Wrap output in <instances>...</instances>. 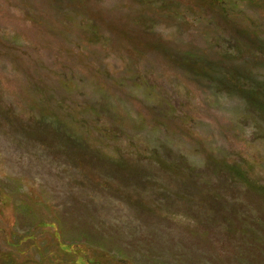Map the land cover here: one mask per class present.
I'll use <instances>...</instances> for the list:
<instances>
[{
  "label": "rangeland",
  "instance_id": "rangeland-1",
  "mask_svg": "<svg viewBox=\"0 0 264 264\" xmlns=\"http://www.w3.org/2000/svg\"><path fill=\"white\" fill-rule=\"evenodd\" d=\"M71 1L0 0L1 252L20 238L13 264H264V111L246 94L264 90V0H165L198 23ZM97 67L130 119L91 112ZM57 118L88 140L55 135Z\"/></svg>",
  "mask_w": 264,
  "mask_h": 264
},
{
  "label": "trees",
  "instance_id": "trees-1",
  "mask_svg": "<svg viewBox=\"0 0 264 264\" xmlns=\"http://www.w3.org/2000/svg\"><path fill=\"white\" fill-rule=\"evenodd\" d=\"M67 1H70V3L72 4L71 0H67ZM139 1H141V0H139ZM146 1H148L147 5L152 6V10L153 11H154V8H155L156 12L159 13V15L161 14V15L165 16V14H167L169 18H172V15H170L168 13L170 11V9H171V10H174V15H176L178 18H181V19H184L187 16H191V17L194 16V17H196V22L198 23V19H199V16H200L202 21L205 20L204 16H201L202 13H200L199 11L195 12V10H193L190 7L169 6V3H167L165 0H146ZM228 1L231 2V0H228ZM211 3H213L212 4L213 8L216 7V9L218 8V9H220L222 11V13H220V14H224V13L225 14H229L228 12H229L230 6H229L227 0H211ZM79 4H80L81 7H83L81 5L82 4L81 2ZM70 7H71V5H70ZM79 8L80 7L76 6L75 10L77 9L78 11H81ZM207 12L209 13L210 11L207 10ZM140 19L136 20V24H139V20ZM145 20L148 21V22H152V23L155 22V21L153 22V18H149V17H148V19H145ZM207 22L210 23L211 20L209 19ZM93 25H94V23H92V21L90 20V21L86 22L85 27L91 29V27H93ZM152 27H154V25H152ZM259 28H260V26H259ZM97 34H98V32H95V31L93 32V35L95 37L94 39H100L101 38V36L99 34L98 35ZM258 43L261 44V41H259ZM151 46H152V43L148 46V48H150ZM192 53H194V52H191V54ZM180 54H181V52H179V50H178V53H177V57L179 56L177 58L178 60L182 57ZM190 59H191V61H189ZM178 60H177V63L179 65L177 64L176 66H179L178 68H180V69H184L185 68V71H187V69L193 70V68L189 67L190 65L195 66V68H198L200 66V65L197 64L199 62H198V59H195L194 55L192 57H190V55H188V60H185V59L181 58V61H183V62H180V60L179 61ZM186 65H188V66H186ZM212 67L214 68V66H212V61L206 60V64H204L202 72L198 73L197 75L204 74L205 76H208L209 78H213L215 80L217 78V76L212 73V71H211ZM104 71L105 70L102 67H97L96 71H94L96 78H98L101 81V83H102V85H101L102 88H101V93L99 94L98 99L95 102V105L93 103H91V104H93L91 112H95L100 118H102V120L106 119L108 121L111 120L112 122L116 121V123H117V121L119 122V119H121V121L124 122V120L130 119V116H129L130 112L128 110H126V108L124 107L123 103L120 104V103L117 102V98H116L117 96L113 92H111V90H108V89L105 88L106 85L104 84L105 81H104V77H103ZM68 83L70 84L69 86H71V83H73V82L70 79L68 81ZM116 84H117V82L115 81V86H116ZM125 87H126V83H123L122 86L119 87L118 89H121V91H124ZM133 89H134V87H133ZM251 90H248V93H246L247 94V98L251 101L252 105H256L257 104L256 107L261 106L262 107L261 109L264 111V94H263L264 90H263V93H261L260 95L258 94L257 96H255L254 93H253L254 91L253 90L251 91ZM85 104L89 105L90 101L88 100L87 102H85ZM61 107L63 108V106H61ZM88 107H90V106L81 107V109L83 108V110H87L86 108H88ZM75 111L76 112L74 114L71 113V114H73V117L76 116L77 114H79V116L83 115L84 112H86V111H79L76 108H75ZM62 116L64 118H67V115L65 113ZM70 116H72V115H70ZM79 116H77L78 117L77 119H76V117H74L73 121L75 120L74 122H77L79 120ZM150 117L151 116H148V119H150ZM139 118H140V116H138V119ZM55 120H56V124H57L56 130H58L57 133L55 132V135H57L58 132L61 131V132H64L70 139H72L74 141H84V140L87 141L88 140L87 139L88 137H84L85 135L80 133V132H82L80 129L78 130L76 127H74V125H76L75 123H73V122L72 123L71 122L68 123V121H66V119H63V118H57ZM85 121H87V123H88V120H85ZM41 128H42L43 132H45L47 130L46 127L45 128L41 127ZM114 129H116V128H114ZM47 132H48V130H47ZM102 132H103V130H102ZM120 168H122V167H120ZM228 168L229 169H233V167H231V166H228ZM237 174H243V176H244V173L240 172L239 170H238ZM260 190H262V188ZM23 206H26V204H23L22 207ZM20 237H24L25 239H30V237H25L24 235H22ZM12 240L14 241V239H12ZM12 240L9 239V238L7 239V241L9 242V245L11 246V247H9V249L7 251L1 252V250H0V264H13L15 262V259H14L15 256H16L15 248L19 247L20 243L22 241H21L20 238L19 239H15L16 240L15 242H13ZM56 242L58 243V245H60V244L64 245L65 244V242H63L61 240V238L58 239V241H56ZM22 245H23V243H22ZM31 245L32 244H27L26 248H30ZM73 245H75V244H67L69 249L73 248V247H76L75 248L76 250L74 249V251L76 253H78V254L79 253L83 254L84 251L86 250L84 246L81 247L79 245L77 247V246H73ZM65 250H63L64 253H65L64 255H69L70 252L68 250H66V251ZM70 251H72V250H70ZM64 255H63V257L66 258V260H67L68 256L65 257Z\"/></svg>",
  "mask_w": 264,
  "mask_h": 264
}]
</instances>
